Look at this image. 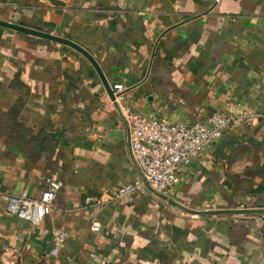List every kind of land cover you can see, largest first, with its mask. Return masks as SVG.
Returning <instances> with one entry per match:
<instances>
[{"label":"crops","instance_id":"crops-1","mask_svg":"<svg viewBox=\"0 0 264 264\" xmlns=\"http://www.w3.org/2000/svg\"><path fill=\"white\" fill-rule=\"evenodd\" d=\"M0 20L79 44L123 87L113 101L83 54L4 28L0 110L28 133H0L1 263L264 264V214L202 213L264 208V0H0ZM128 110L255 119L196 159L172 197L147 188L88 205L143 180ZM49 176L62 185L51 216L34 226L8 213L10 196H40ZM56 228L69 239L53 257Z\"/></svg>","mask_w":264,"mask_h":264},{"label":"built area","instance_id":"built-area-1","mask_svg":"<svg viewBox=\"0 0 264 264\" xmlns=\"http://www.w3.org/2000/svg\"><path fill=\"white\" fill-rule=\"evenodd\" d=\"M122 89V86L117 85L113 90L117 94ZM124 116L129 127L131 154L143 174V180L87 198L88 205L129 202L133 196L143 194L147 188L165 197H172L185 170L196 159L202 158L230 128L248 126L255 119L251 114L235 115L220 110L207 121L165 122L149 119L129 110ZM43 181L45 189L38 197L30 196L28 192L19 197L10 196L8 213L34 226L51 216L62 185L51 176L43 178ZM100 229L99 224L93 227L95 232ZM68 239L69 234L65 229H54L51 256L57 257ZM14 263L12 260L11 264Z\"/></svg>","mask_w":264,"mask_h":264},{"label":"water","instance_id":"water-1","mask_svg":"<svg viewBox=\"0 0 264 264\" xmlns=\"http://www.w3.org/2000/svg\"><path fill=\"white\" fill-rule=\"evenodd\" d=\"M0 27L14 31V32H20V33H25L31 36H35V37H39L45 40H50L56 43H60L66 46H69L75 50H77L78 52H80L81 54H83L94 66L95 70L97 71V73L100 76V79L108 93V95L110 96L111 100L115 101L116 100V96L114 93L113 88L111 87V85L108 83L106 77L103 74L102 69L100 68L99 64L97 63V61L93 58V56L86 50L84 49L82 46H80L79 44L72 42L66 38H62L56 35H52V34H48L45 32H41V31H37L34 29H30L27 27H23L20 26L18 24L15 23H11V22H6L3 20H0ZM116 107L119 109V106L117 103H115ZM120 110V109H119ZM125 119V118H124ZM159 194V193H158ZM204 214H209V215H223V214H264V208H249V209H226V210H207L202 212ZM0 264H3L0 262Z\"/></svg>","mask_w":264,"mask_h":264},{"label":"rangeland","instance_id":"rangeland-1","mask_svg":"<svg viewBox=\"0 0 264 264\" xmlns=\"http://www.w3.org/2000/svg\"><path fill=\"white\" fill-rule=\"evenodd\" d=\"M18 118H20V116L15 117L14 113L12 112H3L2 110H0V121L3 124V127H1L0 129H2L3 134H13V128L16 127L17 125H21L22 123L24 124V122L22 121V123H18ZM12 129V130H11ZM14 134H17V132H15Z\"/></svg>","mask_w":264,"mask_h":264},{"label":"trees","instance_id":"trees-1","mask_svg":"<svg viewBox=\"0 0 264 264\" xmlns=\"http://www.w3.org/2000/svg\"><path fill=\"white\" fill-rule=\"evenodd\" d=\"M4 31L5 29L0 27V38L2 37V35L4 34ZM9 112H13L14 113V116L17 117V114H18V111L15 109V110H11ZM8 112V113H9ZM5 113V112H4ZM3 127V124L1 123L0 121V128ZM12 130V129H11ZM2 132V129H0V133ZM17 132L18 134H24V133H28L27 130H25L24 128L22 129L19 125H17L16 127L13 128V134ZM254 193H257V191H254Z\"/></svg>","mask_w":264,"mask_h":264}]
</instances>
